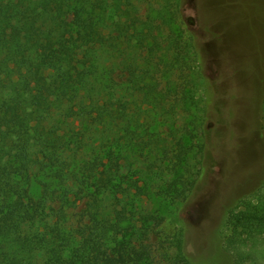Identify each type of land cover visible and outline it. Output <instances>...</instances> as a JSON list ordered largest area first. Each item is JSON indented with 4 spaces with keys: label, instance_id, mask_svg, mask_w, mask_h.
I'll return each instance as SVG.
<instances>
[{
    "label": "trees",
    "instance_id": "16d2710c",
    "mask_svg": "<svg viewBox=\"0 0 264 264\" xmlns=\"http://www.w3.org/2000/svg\"><path fill=\"white\" fill-rule=\"evenodd\" d=\"M147 3L0 0V264H154L146 204L192 189L206 116L191 95L201 54L178 33L182 0ZM227 226L233 264H256L264 191ZM181 243L172 264H192Z\"/></svg>",
    "mask_w": 264,
    "mask_h": 264
},
{
    "label": "rangeland",
    "instance_id": "374dc122",
    "mask_svg": "<svg viewBox=\"0 0 264 264\" xmlns=\"http://www.w3.org/2000/svg\"><path fill=\"white\" fill-rule=\"evenodd\" d=\"M174 4L148 0L145 9L172 11ZM178 20V33L186 41L193 35L201 54L202 79L195 80L191 95L206 116V146L199 176L185 196L146 204L158 217L147 243L154 264H172L179 238L192 264H233L224 247L228 211L264 191V0H182ZM178 81L187 84L185 76ZM187 118L179 111L176 128ZM163 128L170 140V127ZM195 151L191 160L198 159ZM82 210V204L69 209L71 221ZM258 247L256 264H264V240Z\"/></svg>",
    "mask_w": 264,
    "mask_h": 264
}]
</instances>
